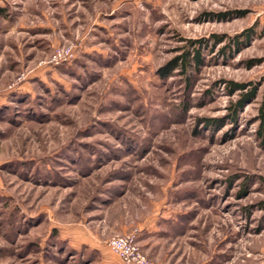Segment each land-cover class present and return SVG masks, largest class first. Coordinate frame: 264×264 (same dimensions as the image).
<instances>
[{
	"label": "rangeland",
	"instance_id": "374dc122",
	"mask_svg": "<svg viewBox=\"0 0 264 264\" xmlns=\"http://www.w3.org/2000/svg\"><path fill=\"white\" fill-rule=\"evenodd\" d=\"M0 3V264H264V0Z\"/></svg>",
	"mask_w": 264,
	"mask_h": 264
},
{
	"label": "trees",
	"instance_id": "16d2710c",
	"mask_svg": "<svg viewBox=\"0 0 264 264\" xmlns=\"http://www.w3.org/2000/svg\"><path fill=\"white\" fill-rule=\"evenodd\" d=\"M6 7H0V17H6L7 16V11H6ZM197 46H200V42L198 41ZM192 54V52L187 51H183L180 55L176 56L173 60H171L168 65L166 67H164L163 69L160 70L161 74L163 75V77H168L170 76V74L175 71V70H185L188 67H191L193 64H195L196 62H200L201 58H200V51H199V47H197L196 49H194L193 51V56L191 57L190 55ZM61 66V65H60ZM245 84L243 83H230L228 85V89H234V90H242L244 89ZM257 90V86L254 85L253 87H251V89L249 90V93L251 96H253L256 93ZM14 94V93H13ZM15 96L22 98L21 96H26V94H20L19 92H16L14 94ZM26 98L28 99L29 96H26ZM258 118L260 120V125L258 128V133L259 135L263 138L264 137V97L261 101V104L258 108ZM179 216L177 217V219H173V218H168L166 219H162L163 221H165L164 223H166V227L168 229H170L171 231L175 230L178 226L177 221L179 220ZM164 234V233H163ZM61 242H64L61 240ZM55 245L57 248H60L61 244L60 243H55L53 244ZM63 249H66L67 252H76L75 254L79 253V255H83L85 256L87 263H90L91 259H93V256L95 254V251L90 250V251H86L87 248H82L80 250H76L72 247H70L69 245L66 244V242L62 245ZM85 252V253H84ZM93 255V256H92ZM92 256V257H90Z\"/></svg>",
	"mask_w": 264,
	"mask_h": 264
},
{
	"label": "built area",
	"instance_id": "2783aa9c",
	"mask_svg": "<svg viewBox=\"0 0 264 264\" xmlns=\"http://www.w3.org/2000/svg\"><path fill=\"white\" fill-rule=\"evenodd\" d=\"M72 56V48L69 47L53 54L51 61L54 64H58ZM137 238L138 234L136 232L116 235L107 241V246L124 264H157L138 249L136 246Z\"/></svg>",
	"mask_w": 264,
	"mask_h": 264
},
{
	"label": "crops",
	"instance_id": "0c3cea01",
	"mask_svg": "<svg viewBox=\"0 0 264 264\" xmlns=\"http://www.w3.org/2000/svg\"><path fill=\"white\" fill-rule=\"evenodd\" d=\"M0 7H5V3H0ZM47 31V30H46ZM158 226V225H157ZM155 223L152 222H148L145 226L141 227L140 229V233L138 234V240H145L146 238H150V237H154V236H158L160 235L161 231L160 228H158ZM88 244V243H87ZM86 244V245H87ZM90 248H92V246L89 245ZM99 248V247H98ZM101 250V249H100ZM107 250L109 251L110 249L107 248ZM115 255V254H114ZM118 261V264H124L118 256H116Z\"/></svg>",
	"mask_w": 264,
	"mask_h": 264
}]
</instances>
